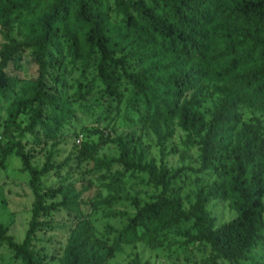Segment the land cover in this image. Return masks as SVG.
<instances>
[{
    "label": "trees",
    "instance_id": "obj_1",
    "mask_svg": "<svg viewBox=\"0 0 264 264\" xmlns=\"http://www.w3.org/2000/svg\"><path fill=\"white\" fill-rule=\"evenodd\" d=\"M116 1L117 19H112L106 0H0V25L9 26L30 15L29 33L18 41L5 36L0 46V94L20 82L18 62L24 53L36 68L35 78L19 90L7 109V126L41 142L49 143L55 133L72 118L68 103L59 92L46 87L48 57L61 53L86 67L96 58L98 79L104 90L98 94L103 108L101 121L118 114L120 79L130 86L126 106L137 122L154 134L162 159L146 162L143 153L133 157L128 142L99 135V145L82 143L76 158L94 160L89 175H146L147 183L159 194L139 206L126 225L116 231L112 244L95 235L90 221L78 218L70 230L59 264H106L122 245L143 243L160 248L164 233L191 223L195 234H185L188 242L208 246L210 254L199 264H250L252 251L264 245V0H126ZM59 46V50H58ZM116 74H119L118 76ZM218 95L209 119L201 111L206 91ZM28 110L24 129L17 124ZM49 111L48 115L43 113ZM251 116L243 118V111ZM173 127L185 134V144L199 152L198 174L210 173L218 181L200 188L185 209L174 194L173 183L183 170L170 174L164 163V144L173 136ZM117 145L119 155L95 160L103 144ZM10 157L21 162L28 175L33 196L30 220L23 240L15 242L0 223V245L21 264H45L33 249L40 232L51 230L46 219L63 211L89 214L93 209L72 184L43 190L42 182L62 163L48 152L42 166L32 164L34 153L24 150L21 140L0 142V169ZM109 191L110 187L105 186ZM60 196L59 202L48 204ZM228 202L235 218L220 226L207 211L211 201ZM115 197L101 201L111 208ZM108 216L116 217L115 214ZM134 264H138L135 262Z\"/></svg>",
    "mask_w": 264,
    "mask_h": 264
},
{
    "label": "rangeland",
    "instance_id": "obj_2",
    "mask_svg": "<svg viewBox=\"0 0 264 264\" xmlns=\"http://www.w3.org/2000/svg\"><path fill=\"white\" fill-rule=\"evenodd\" d=\"M116 1L124 2L123 6L127 7L126 0H106L114 20L117 19L114 9ZM32 20V16L26 15L9 26L0 25V46L5 43L6 35L18 41L25 40ZM18 65L17 70L14 65L11 68L20 76V82L14 86L13 90L0 94V142L4 144L10 140H21L24 150L34 153L32 164L38 167L43 165L48 152L54 154V160L57 163H62L70 157L62 169L52 171L43 179L42 189H56L61 185L72 184L77 192H82L83 187L87 186L90 190L86 193L82 192V198L93 205L97 204L87 215L84 213L67 215L60 210L51 213L45 220L51 230L36 235L33 249L43 258L45 264H59L69 232L78 218L90 221L95 235L107 244H112L116 231L121 230L126 225L127 219L135 214V206L127 199L133 198L139 206H142L151 197L159 194V190L153 189L147 183L146 175L126 174L112 177L118 172L115 168L109 175L90 176L89 172L95 168L96 161L76 158V152L82 143L100 144L99 135H90V133L96 130L103 135V138L109 140L121 138L122 141L129 143L133 157L143 153V159L146 162L153 161L158 164L162 157L152 131L149 127L139 124L135 113L126 106L131 88L125 80L120 79L117 84V91L121 97L118 114L106 121H101L103 108L99 105L98 94L104 90V87L98 79L96 58L84 67L80 61L71 62L64 51L60 54L50 52L49 78H47L46 87L53 92H59L67 101L68 108L72 112L71 120L55 133V137L49 143L45 142L38 131L36 134L41 142H37L33 136L26 133L20 138L19 131L7 126V109L18 98L23 84L35 78L36 68L30 61L29 52L23 54ZM204 98L201 111L209 119L218 101V95L214 92L212 85L206 91ZM43 113L48 115L49 111L44 110ZM250 116L251 113L248 110L243 111L244 119ZM29 117L30 112L25 110L17 118V124L21 130L27 125ZM173 131L172 138L164 144L163 160L170 174L179 169L184 171L182 176L173 183V189L185 209H188L193 203L194 193L200 188H211L218 179L210 173H196L199 169L198 150L185 144V134L177 127H173ZM118 155L117 145L105 143L94 158L106 161ZM105 186H109L110 191ZM108 197L116 198L111 208L100 204ZM60 200V196H57L47 203ZM32 202L28 175L21 170L20 160L16 157L8 158L5 167L0 169V223L4 226L6 234L17 243H20L25 236ZM207 211L214 219L216 226L227 223L236 216L228 202L218 200L211 201ZM109 214H115L116 217L108 216ZM187 233L195 234L191 229V223H184L164 233L158 249H152L143 243L122 245L121 253L116 254L106 264H134L135 262L138 264H199L209 256L210 250L203 243L186 241ZM251 256L254 262L250 264H264V245L257 246ZM0 264H21V262L14 258L5 245H0Z\"/></svg>",
    "mask_w": 264,
    "mask_h": 264
}]
</instances>
